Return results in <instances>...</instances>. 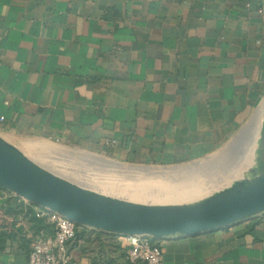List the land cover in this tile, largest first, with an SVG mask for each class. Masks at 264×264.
Returning a JSON list of instances; mask_svg holds the SVG:
<instances>
[{
	"label": "crops",
	"instance_id": "0c3cea01",
	"mask_svg": "<svg viewBox=\"0 0 264 264\" xmlns=\"http://www.w3.org/2000/svg\"><path fill=\"white\" fill-rule=\"evenodd\" d=\"M262 2L0 0V137L137 164L211 153L263 104ZM32 212L0 197V264H28L31 236L52 232ZM92 229L69 241L67 264H129L121 234L107 250L85 241ZM153 241L163 264H264V211Z\"/></svg>",
	"mask_w": 264,
	"mask_h": 264
},
{
	"label": "water",
	"instance_id": "95a60500",
	"mask_svg": "<svg viewBox=\"0 0 264 264\" xmlns=\"http://www.w3.org/2000/svg\"><path fill=\"white\" fill-rule=\"evenodd\" d=\"M262 8L264 28V0ZM247 124L248 121L232 141L243 134ZM260 131L262 146L251 174L198 200L154 204L100 193L40 166L1 137L0 187L35 205L56 210L77 225L121 235L192 236L264 211V115Z\"/></svg>",
	"mask_w": 264,
	"mask_h": 264
},
{
	"label": "rangeland",
	"instance_id": "374dc122",
	"mask_svg": "<svg viewBox=\"0 0 264 264\" xmlns=\"http://www.w3.org/2000/svg\"><path fill=\"white\" fill-rule=\"evenodd\" d=\"M263 115L262 104L255 109L248 124L244 126L243 134L238 135L236 140L228 141L201 158L169 165L121 162L107 151H89L78 146L63 145L48 140H27L17 144L16 148L35 163L75 184L100 193L138 202L165 204L169 202H156V200L154 202L150 194L159 192L169 195L176 189L185 188V185L206 188L202 194L195 193L186 201L188 202L212 195L251 174L252 168L257 167L256 159L259 148L262 146L260 127ZM31 143L33 146L27 148V145ZM83 158L104 159L108 162L104 165H91L86 164ZM147 169L169 170L172 173L179 171V177H185V180L180 184H176L178 183L176 181L168 182L165 189L159 183H147L135 175L137 172ZM169 179L171 178L169 177ZM224 181L230 183L226 184ZM213 184L218 186L210 188ZM208 187L209 189H207ZM140 194L143 196L136 197ZM115 241L105 240L103 247L111 250L113 247L108 243Z\"/></svg>",
	"mask_w": 264,
	"mask_h": 264
},
{
	"label": "built area",
	"instance_id": "2783aa9c",
	"mask_svg": "<svg viewBox=\"0 0 264 264\" xmlns=\"http://www.w3.org/2000/svg\"><path fill=\"white\" fill-rule=\"evenodd\" d=\"M263 13V8H258ZM4 116L0 114V121ZM5 193L16 200L18 206L26 213L32 207L36 218L43 219L51 225L52 232L45 233L42 229L31 236L28 251V264H67L69 261L68 243L74 237L77 224L64 214L33 204L31 201L0 187V197ZM126 243L125 260L129 264H163L160 246L147 234L122 235Z\"/></svg>",
	"mask_w": 264,
	"mask_h": 264
},
{
	"label": "bare ground",
	"instance_id": "6f19581e",
	"mask_svg": "<svg viewBox=\"0 0 264 264\" xmlns=\"http://www.w3.org/2000/svg\"><path fill=\"white\" fill-rule=\"evenodd\" d=\"M83 159H84V162L86 164H91V165H95V164L104 165V164H106V162H108L107 160H104V159H92V158H91L92 160H90V158H83ZM179 174H180L179 171L172 173L169 170H167V171H165V170L156 171V170H152V169H147V170H142L141 172H137V174H135V175L138 177V179H142V180L146 181L147 183H153V182L159 183L162 186H164V188L166 189V187H167L166 185L168 184V182L172 183V182L176 181V182H178L176 184H180L185 180V177H179ZM169 177L171 179H169ZM228 183H230V182H228ZM228 183H226V184H228ZM216 186H218V185L213 184L210 186V188H214ZM230 186L231 185H228V187H230ZM184 187L185 188L174 190L169 195H164V194L159 193V192L158 193H152L150 195H151V197H153L154 202H155V200H156V202L167 201L169 203L170 202H173V203H175V202H186L188 199L193 197L195 195V193L200 192L202 194L206 189V188L199 187L197 185H189V186L185 185ZM207 189H209V187ZM134 195H136V194H134ZM139 196H143V195L140 194V195H137L136 197H139ZM149 199H151V198H149Z\"/></svg>",
	"mask_w": 264,
	"mask_h": 264
},
{
	"label": "trees",
	"instance_id": "16d2710c",
	"mask_svg": "<svg viewBox=\"0 0 264 264\" xmlns=\"http://www.w3.org/2000/svg\"><path fill=\"white\" fill-rule=\"evenodd\" d=\"M32 220H39V218H36L34 215H31ZM40 223V222H39ZM86 226L83 225H77L76 227V231H75V237H84V231L86 230ZM92 232L94 233V236L91 237L90 235L85 237V241L89 240V239H93L95 240L96 238L100 237V242H102L103 240H116L115 239V233H111V232H106V231H102V230H98V229H92ZM101 237H103L101 240ZM74 238V237H73ZM110 245H112L113 248L118 247L119 246V242L115 241L114 243H108ZM99 247L103 246V243H100V245H98Z\"/></svg>",
	"mask_w": 264,
	"mask_h": 264
}]
</instances>
